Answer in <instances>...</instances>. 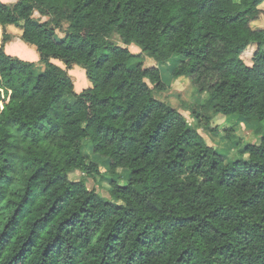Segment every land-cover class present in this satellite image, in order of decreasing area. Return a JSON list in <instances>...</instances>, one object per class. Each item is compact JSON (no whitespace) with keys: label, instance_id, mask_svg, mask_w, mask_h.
<instances>
[{"label":"trees","instance_id":"16d2710c","mask_svg":"<svg viewBox=\"0 0 264 264\" xmlns=\"http://www.w3.org/2000/svg\"><path fill=\"white\" fill-rule=\"evenodd\" d=\"M263 2L0 0L2 30L38 53H6L2 32L0 264H264V134L225 160L198 132L212 114L264 120ZM174 55L171 78L205 94L191 123L154 97ZM95 157L110 199L86 186Z\"/></svg>","mask_w":264,"mask_h":264},{"label":"rangeland","instance_id":"374dc122","mask_svg":"<svg viewBox=\"0 0 264 264\" xmlns=\"http://www.w3.org/2000/svg\"><path fill=\"white\" fill-rule=\"evenodd\" d=\"M6 1L15 2L16 0ZM3 2H5V0H3ZM260 8L264 13V2L260 5ZM35 16H39V14L35 12ZM40 18L46 19L47 17L40 16ZM260 23L261 20L256 22V24ZM5 28L6 29L4 30L6 32L14 36L13 42L20 39V28H17L14 25H6ZM4 30H0V42L2 38V32ZM24 44L25 46L29 47V50L32 49L36 53L35 49L32 46L27 45L26 43ZM129 50L138 52L140 49L135 45H132L131 47L129 46ZM252 51L253 48H249L242 54V59L246 64H251ZM177 58L178 56L174 55L167 62L158 64L161 78L165 83V89L162 91L155 90L154 97L179 110L186 117L187 121L191 123V117L189 115V112L186 111L185 108L188 104L201 103L205 99V94H199L195 90V88L190 85V82L184 76L180 78H171L169 69L170 66L176 62ZM53 62L64 67L62 63L57 59H54ZM152 64L157 66L152 59H145L146 66ZM68 73L72 76L75 91L80 92L81 89L87 87V79L85 77L84 70L80 66L74 65L71 69L68 70ZM149 85L152 87V84L149 83ZM69 100L72 101L71 98ZM211 116L212 119L210 122V126L216 128L217 131L214 132L208 128L199 127L198 132L201 134L207 144L216 148V150H218V152H220V154L224 156L225 160H231L239 156L238 153L243 150V147H239V144L255 143L259 140V137L264 134V120L261 122L247 120L239 115L225 116L222 114H212ZM230 127L233 128L232 131L228 130V128ZM227 132L231 135L230 138H226V135L228 134ZM237 141H239V144L237 143ZM82 152L87 154L91 158L92 148L90 142L86 140L82 142ZM243 156L245 157L246 154H243ZM94 160L101 164V173L100 175L89 177L87 179L86 186L88 189H94L102 198L110 199L111 180L118 177L108 172V166L106 165V163H102V158L95 157ZM120 174L122 175V177L119 178V181L120 183H124L126 181V174H124V172ZM80 176L81 174L77 171L72 172L69 175L71 179H78L80 178Z\"/></svg>","mask_w":264,"mask_h":264},{"label":"crops","instance_id":"0c3cea01","mask_svg":"<svg viewBox=\"0 0 264 264\" xmlns=\"http://www.w3.org/2000/svg\"><path fill=\"white\" fill-rule=\"evenodd\" d=\"M5 2L12 3V2H8L6 0H5ZM0 30H2V26H0ZM13 38H14V36H12L11 41H9L8 43L5 44L6 53H8L10 55L18 56L22 59L29 60V61H35L36 62L38 60V58H37L38 53L37 52L35 53L31 48H30L31 50H29V47L25 46V44H24L25 42L23 43L22 40H20V39H18V41L13 42ZM132 45H134V44H131L129 46L131 47ZM131 52L137 53L134 50L133 51L131 50ZM36 54H37V56H36Z\"/></svg>","mask_w":264,"mask_h":264}]
</instances>
